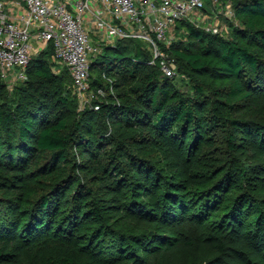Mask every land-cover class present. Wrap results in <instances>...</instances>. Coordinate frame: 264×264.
I'll list each match as a JSON object with an SVG mask.
<instances>
[{
  "label": "trees",
  "instance_id": "obj_1",
  "mask_svg": "<svg viewBox=\"0 0 264 264\" xmlns=\"http://www.w3.org/2000/svg\"><path fill=\"white\" fill-rule=\"evenodd\" d=\"M235 15L241 24L232 40L205 33L187 22L177 24L201 45L196 52L169 47L166 53L178 63L183 61L189 72L212 81L201 79L195 84L192 99L170 101L171 79L164 77L158 62L149 65L152 56L137 41H120L92 55L89 85L93 98L81 112L77 111L73 92L69 94L67 78L52 71L44 53L31 58L15 99H8L0 78L1 171L11 172L18 180L19 168L33 166L40 155L47 156L51 166L64 163L73 149L79 153L80 166L89 162L101 165L103 174L110 168L120 172L111 187L116 192L121 183L122 189L128 183L130 198L138 205L134 207L137 213L171 226L187 217V210H195L188 216L192 221L199 220L200 241L170 242L152 234L149 240L141 233L132 244L121 242L120 247L107 249V241L95 234L76 248L68 230L43 226L50 220L46 218V197L38 198L33 209L20 208L16 205L19 201L6 199L0 205V264H136V256L123 252L125 248L151 250L152 264H264L262 207L247 195L239 197L237 206L231 209L236 202L213 204L214 200L206 198V189L198 190L197 197L190 194L186 182L193 175L178 148L186 133L197 137L215 122L221 128V136L215 141L223 150L221 155L235 154L245 141L264 153V119L242 114L247 101H264V0H239ZM47 53L52 54L49 48ZM64 71L72 90L70 75ZM215 80L230 81L227 86L215 87ZM98 91H102V97L97 96ZM95 106L99 107L97 111ZM147 147L161 154L162 162L176 165L179 179L184 182L178 186L185 188L174 190H185L186 194L172 193L166 175L149 167L147 157L141 153ZM81 170L86 171V167ZM244 176L238 175L240 180ZM22 185L13 182L15 189ZM162 187H167L163 196ZM80 214L85 224L102 223L100 208L85 209ZM205 216H211V221L203 219ZM49 232L54 239L48 238ZM39 240L57 244L31 255L29 249L34 250Z\"/></svg>",
  "mask_w": 264,
  "mask_h": 264
},
{
  "label": "rangeland",
  "instance_id": "obj_2",
  "mask_svg": "<svg viewBox=\"0 0 264 264\" xmlns=\"http://www.w3.org/2000/svg\"><path fill=\"white\" fill-rule=\"evenodd\" d=\"M238 1L218 0L215 4L207 3L204 12L193 15L192 23L190 24L205 33L215 35L224 40H232L235 37L234 30L239 28L241 24L235 15V7ZM213 28L217 29V34L212 33ZM170 43L171 50L175 48L180 50V52H196L199 45H201L200 42L191 39L186 28L180 25L178 28L171 30ZM92 46L95 47V44H92ZM47 51L48 49L39 51V47H37L36 53L32 55V58L44 53L52 71L67 78V88L71 96V84L67 73L53 62L51 54L47 53ZM109 56L112 57V53L109 52ZM165 57L173 63L175 68L174 76L171 78L173 88L169 92L170 101H176L177 98L192 99L195 95L192 87L195 84L202 80L205 83L212 82L209 77L200 78L186 70V64L183 61L178 63L174 56L166 53ZM229 81L215 80L213 85L215 87L227 86ZM2 84L7 91L8 99H15L16 89L23 86V83L18 81L9 83L3 81ZM246 104L248 107L242 113L243 115L260 120L264 119L263 100L251 99ZM76 107L78 112L87 108L84 103H79V101H77ZM210 125L206 126L197 137H195V133L193 135L189 134V132L186 133L178 146L182 150L180 154L186 167H189L193 175L191 180L186 182L187 191L197 197L198 190L206 189L208 191L206 198L210 197L209 201L214 200L213 204L219 206L222 201L220 204L222 206L226 203L236 202L231 205V209L235 204L237 206L239 197L247 195L254 203L261 206L264 211V153L261 150L253 149L245 141L237 148L235 154L221 155L223 150H220L219 144L215 142L221 136V128L216 127L217 124L215 122ZM141 153L147 157L150 168L157 170L158 174L166 175L167 183L173 189L172 193L176 192L174 189L185 188L184 186H178L180 185L179 183L184 182L179 179L180 176L175 164L162 162L161 154L151 147H147ZM100 157L101 153L96 155V160H99ZM0 158L2 159L1 155ZM78 159L79 153L75 154L72 149L68 152L67 160L64 163L58 164L57 162L48 166L47 156L40 155L39 159L33 161L36 166L34 164L27 169L19 168L21 172L18 180L12 176L11 172L6 173L0 170V205L6 199H12L15 203L19 201L16 205L20 208L26 206L33 209L37 206L38 198L46 197L49 201V206L46 210L48 216L46 218L50 220L48 223H44L43 226H51L53 227L52 230L58 227L65 228L72 235V241H75L76 248L84 246V242L86 243L89 237L92 238L95 234L99 235L102 240L105 239L107 241V249H116V247L121 246V242L125 244L130 241L129 243L132 244L141 233H144L146 235L145 238L149 240L150 234H152L153 237H165L170 242L200 241L201 229L199 228V220L192 221L193 218L188 216L189 212L195 213V210H187L185 212L187 217L185 216L181 222L165 226L155 217L147 218L145 214L137 213L134 207L138 208V205L130 198L132 189H130L128 183L124 184L123 189L121 188L123 187L121 183L116 192L113 190L111 186L117 181L120 172L110 168L109 171L106 169L103 174L100 168L101 165L89 162L81 165L86 167V171H83L78 164ZM14 163V165H18L16 161ZM43 164H46V166L42 167ZM121 168L125 170L126 167ZM166 169L170 170V172L168 173ZM239 173H244L243 180L238 177ZM15 181L18 183L23 182V185L15 189L13 186ZM162 188L163 196L167 187ZM185 192V190H181L176 193L186 194ZM140 200L142 203V199ZM93 207L101 209L102 223L85 224L80 213ZM206 218L211 221L212 217L205 216L203 219ZM251 218L252 216L248 220H251ZM49 234L48 238L54 239L51 236V232ZM133 237L134 239L132 240ZM41 241L35 242L37 246H35L34 250L29 249L31 255L35 252L41 253L51 250L57 244L50 240ZM132 246L135 247L134 245ZM123 247L125 248V246ZM124 251L136 256V264H152V260H149L151 250L147 248H144V252H139L138 249L133 251V248L132 250L125 248Z\"/></svg>",
  "mask_w": 264,
  "mask_h": 264
},
{
  "label": "built area",
  "instance_id": "obj_3",
  "mask_svg": "<svg viewBox=\"0 0 264 264\" xmlns=\"http://www.w3.org/2000/svg\"><path fill=\"white\" fill-rule=\"evenodd\" d=\"M218 0H0V78L23 82L32 55L51 50L53 62L66 69L79 103L89 105L90 59L103 47L137 41L159 63L166 78L175 68L165 57L170 33L179 22L192 23L207 3ZM19 10L17 19L6 7ZM217 34V29H212ZM91 34L98 37L92 46ZM102 97V91L97 92ZM95 106L94 111L98 110Z\"/></svg>",
  "mask_w": 264,
  "mask_h": 264
},
{
  "label": "crops",
  "instance_id": "obj_4",
  "mask_svg": "<svg viewBox=\"0 0 264 264\" xmlns=\"http://www.w3.org/2000/svg\"><path fill=\"white\" fill-rule=\"evenodd\" d=\"M8 13L10 16L13 17V19H17V16H18V13H19V10H17L16 8L12 7L11 5H8L6 7ZM91 41H93V44L97 45V42H98V37L95 36V34H91Z\"/></svg>",
  "mask_w": 264,
  "mask_h": 264
}]
</instances>
